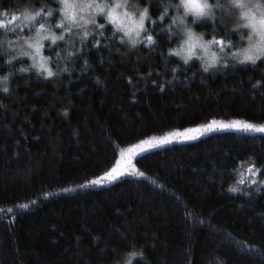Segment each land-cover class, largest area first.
<instances>
[{
    "label": "trees",
    "instance_id": "1",
    "mask_svg": "<svg viewBox=\"0 0 264 264\" xmlns=\"http://www.w3.org/2000/svg\"><path fill=\"white\" fill-rule=\"evenodd\" d=\"M127 2L148 10L133 40L103 17L71 25L60 0H0V264H264V132L168 143L139 154L133 176L92 183L149 138L264 126V58L232 55L248 29L231 0L185 21L224 41L213 66L179 52L178 0Z\"/></svg>",
    "mask_w": 264,
    "mask_h": 264
},
{
    "label": "snow or ice",
    "instance_id": "2",
    "mask_svg": "<svg viewBox=\"0 0 264 264\" xmlns=\"http://www.w3.org/2000/svg\"><path fill=\"white\" fill-rule=\"evenodd\" d=\"M60 3L63 5L61 8V12L66 13V19L70 20L71 22L75 23L76 22V15L73 13L68 14L69 9H75L77 5L72 2L70 3V0H60ZM95 5V10L97 13L101 15H105L106 19L116 25L118 31H123L126 36H131V29H126L125 26L122 23H117L120 19V14L116 11V9H119L121 7H127V0H125L124 4L121 3H114L112 5H107V4H96L95 0H89V2L85 5L82 6V9L84 7L86 8H93ZM231 5L232 7L239 8L241 9V17L245 21L243 24V27L249 29L248 33L246 34L247 40H248V45L246 48L242 50V55L237 56V53H233L232 55L237 58V62L244 64V63H252L256 64L258 60H261L264 58V0H258L257 3H250L248 0H231ZM219 8L221 7L219 0L217 2L211 3L210 0H180L179 4L177 5L178 9L183 10V17L182 19H187L189 17L192 18V22L196 23L197 21H201L205 17H212L214 15L213 13V8ZM108 8L107 13H105V9ZM166 12V10H165ZM40 15L39 12H36L31 15H26V19L32 20L35 18V16ZM45 15L51 16L52 12L48 11L45 13ZM125 17H128L129 19L132 18V14L129 12L125 11L123 13ZM148 18V10L147 8L143 9L142 11L139 12L138 14V21H134L138 28L143 30L144 29V21L145 19ZM12 20H15L16 17L12 16ZM83 19V17H81ZM161 19H163V14L161 15ZM11 22V21H10ZM87 22V21H86ZM93 23L95 22L94 20L92 21ZM5 27V22L3 20H0V28ZM44 25L41 24L40 28H43ZM57 27H63V21H61L60 24L57 25ZM99 27L103 28L104 25L101 24ZM68 30V29H66ZM87 35V33H85ZM136 35H139V31L136 32ZM187 41L188 43V49L187 51L190 53V55H195L194 49L197 46V42L202 40V37H197L190 29L187 30ZM63 36H53L52 40L55 42L57 39H63ZM43 39V37L41 38ZM148 41H152V36L147 37ZM135 43V41H132ZM216 43L219 44L220 50L223 51L225 44L224 41L222 40H216L215 37L211 41H207L205 45H201L202 47L207 50V44H212ZM231 42L229 41V44ZM39 42H37V51H39ZM179 54V53H177ZM217 56L216 53H212V56L210 58L209 66H213L217 63ZM185 63H187V60H185ZM41 68H44L45 71H47L48 75L51 76L52 72L45 68L43 64L40 65ZM207 67L205 68V71H207ZM260 82L257 81V84ZM255 87V85H254ZM4 91H7V89H4ZM215 123V122H214ZM222 127H236L240 126L243 127L246 130H254L258 132H264V126H255L250 123H243L241 124L240 122H233L232 124L229 125H221ZM206 128H209L210 126H205ZM186 139L189 137H185ZM160 143H167L168 139L163 138L159 141ZM143 143H148L149 146H151V143L148 141H144ZM249 172H252V168L249 167L248 169ZM259 171V169H257ZM119 174V171L117 169H113L112 172L106 173V176L109 180H113L116 178V175ZM141 175L143 173H140ZM255 174V173H253ZM92 183H100L99 180L93 181ZM243 183V181H241ZM231 191H236L235 188L230 189ZM22 207H27V205H22ZM10 211V210H9ZM130 255L135 256L137 253H131ZM128 264H131V260L128 261Z\"/></svg>",
    "mask_w": 264,
    "mask_h": 264
},
{
    "label": "rangeland",
    "instance_id": "3",
    "mask_svg": "<svg viewBox=\"0 0 264 264\" xmlns=\"http://www.w3.org/2000/svg\"><path fill=\"white\" fill-rule=\"evenodd\" d=\"M82 1V2H80ZM80 1H73L77 7L75 9H69L68 10V14L73 13L76 15L77 19L76 22L77 24H81L84 27H86V25L90 24L91 21H96L97 18L103 17L106 19L105 15H101L99 13L96 12L95 10V5L93 6V8L89 9L84 7L83 10L82 6L87 4L89 2V0H80ZM121 3L124 4L125 0H95L96 4H107V5H112L114 3ZM180 0H178V4H179ZM251 3V1H249ZM70 3H72L70 1ZM215 9V7L213 8V10ZM108 8L105 9V13H107ZM116 11L120 14V19L117 23H122L126 29H131V36H126L129 39H136L137 35L136 32L137 31H141V29L138 28L137 24L134 21H138V14L140 11H142V9H136L135 7H131L129 6L128 2H127V7H121L119 9H116ZM127 11L130 14H132V18L129 19L128 17H125L123 15V13ZM239 11V17H241L240 13H241V9L238 8ZM180 13L181 15L175 19V21H177L178 23V27L182 33V37H183V42L180 46L179 52L182 53L183 56H187V57H191V56H196L198 58H201L203 62L205 61H210V58L212 56V53L215 52V50L217 48H220L219 44L216 43H212V44H207V50H205L204 47H202L201 45H205L206 42H204L203 40H200L199 42H197V46L194 49L195 55H190V53L187 51L188 49V43H186L187 41V30L191 28L188 26L186 19H182L183 17V10L180 9ZM66 13L61 12V16L63 17V19L65 21H67L68 19H66ZM81 17H83V19H81ZM191 18V17H189ZM24 22H27L28 20L24 17L23 18ZM107 20V19H106ZM242 23H245V21L243 20V18L241 17ZM70 22L71 25H73L74 23L71 22L70 20H68ZM87 21V22H86ZM108 21V20H107ZM110 22V21H108ZM111 23V22H110ZM43 23H40L39 25H41ZM114 27H116V25H114L113 23H111ZM32 25H36V20L34 21V23ZM44 25V24H43ZM117 28V27H116ZM249 31V29H248ZM35 32H36V38H48L47 34L48 32L45 30L43 32V29H41L39 26L35 27ZM68 32V30H67ZM123 32V31H122ZM193 32V31H192ZM47 33V34H46ZM124 33V32H123ZM195 34V33H194ZM40 35V37H39ZM198 37V36H197ZM31 49L30 50V55H34L35 54H40L39 51H37V44L30 45ZM40 50V48H39ZM32 51V52H31ZM34 51V53H33ZM32 55V56H33ZM241 56L242 52H239L237 54V56ZM33 60V58H32ZM233 122H239V121H233ZM233 122H211L205 126H210L209 128H206L205 126L200 127V128H194V129H188V130H184V131H177V132H172L169 133L167 135L161 136V137H153V138H149L146 139L144 141H148L151 143V146H149L148 143H143L144 141H141L133 146H129L125 149H122L119 153L117 162L115 164V166L113 167V169H117L119 171V174L116 175V177L121 176V175H127V176H133L135 173V168H134V159L141 153L148 151V150H152L154 148L160 147L162 145L168 144V143H173V142H182V141H188V140H192L197 138L198 136L211 132V131H219V130H224V129H234V130H241V131H254V130H246L243 127L240 126H236V127H222L221 125H229L232 124ZM241 124H243V122H240ZM258 132V131H257ZM185 137H189V138H185ZM163 138H167L168 142L167 143H160L159 141ZM112 169V170H113ZM112 170L110 172H112ZM100 183L103 182H107L110 181L107 176L105 175L104 177H102L100 180Z\"/></svg>",
    "mask_w": 264,
    "mask_h": 264
}]
</instances>
